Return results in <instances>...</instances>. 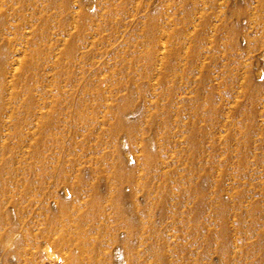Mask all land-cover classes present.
I'll use <instances>...</instances> for the list:
<instances>
[{"label":"rangeland","instance_id":"1","mask_svg":"<svg viewBox=\"0 0 264 264\" xmlns=\"http://www.w3.org/2000/svg\"><path fill=\"white\" fill-rule=\"evenodd\" d=\"M41 231L264 264V0H0V264H67Z\"/></svg>","mask_w":264,"mask_h":264},{"label":"bare ground","instance_id":"2","mask_svg":"<svg viewBox=\"0 0 264 264\" xmlns=\"http://www.w3.org/2000/svg\"><path fill=\"white\" fill-rule=\"evenodd\" d=\"M51 233H52L51 231L50 232L41 231L31 240L30 249L28 251L29 259L35 260V263H36V258L39 257V254H40L39 250L41 249L46 250V255H48L49 257H53L54 252L51 249H48L49 245L51 244L62 253L64 261L67 262L68 264V261L71 260V256L68 251L69 248L67 247L68 246L67 242L64 240L54 239L51 236ZM55 261H58L57 257H53V262Z\"/></svg>","mask_w":264,"mask_h":264}]
</instances>
